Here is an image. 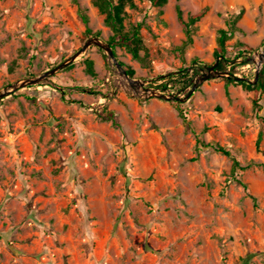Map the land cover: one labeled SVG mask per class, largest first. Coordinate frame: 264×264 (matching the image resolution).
<instances>
[{
  "label": "rangeland",
  "instance_id": "374dc122",
  "mask_svg": "<svg viewBox=\"0 0 264 264\" xmlns=\"http://www.w3.org/2000/svg\"><path fill=\"white\" fill-rule=\"evenodd\" d=\"M136 4L125 26L143 24L145 49L136 59L115 48L132 78L158 88L183 74L168 92L185 96L193 62H216L224 29L233 31L226 70L254 80L246 58L264 47V0ZM97 32L113 35L91 0H0V91L54 68ZM241 44L255 51L235 58ZM126 80L92 46L0 100V264H264V93L215 77L177 107ZM213 143L231 155L205 147Z\"/></svg>",
  "mask_w": 264,
  "mask_h": 264
},
{
  "label": "trees",
  "instance_id": "16d2710c",
  "mask_svg": "<svg viewBox=\"0 0 264 264\" xmlns=\"http://www.w3.org/2000/svg\"><path fill=\"white\" fill-rule=\"evenodd\" d=\"M151 3L153 6H164L168 3L169 0H147ZM91 3L93 6H95L101 14L104 15V22L105 24L111 28L113 35L110 36L108 42L111 44V46L115 48L116 46H121L124 47L129 53L132 54V56L136 59L140 58V51L145 49L143 38L141 35V28H142V23H138L137 25L133 26L130 30L126 29L125 26V19L128 15V8H136V0H91ZM205 12V9L201 10L199 13L196 15L192 16V20H196L197 18L201 17ZM181 14V12L179 11ZM81 20L85 24L86 29H85V34L88 36H91L92 30L89 27V16L82 12L81 13ZM233 31H227V30H221L220 36L218 39V47L215 50L214 54L216 58L219 57H224L223 59H220L218 68L221 70H226V64L224 61H230V59L227 58L226 53H227V47H226V41L230 38L232 35ZM96 35H100L99 32L96 33ZM255 50H253L250 46L246 44H241L236 48V53H235V58H239L246 53H253ZM87 71L95 76V69H94V61L93 59L86 57L84 59ZM194 64L202 65L204 66V62L195 60L193 62ZM122 65H124L123 62H121ZM186 69L180 70V72L185 71ZM127 72L130 76H134L135 71L131 68L127 69ZM170 78L167 80V82H164L159 85V88H167L169 84L172 85H178L179 82H183L185 84L186 79L183 74H178L176 78H173L175 75L174 74H169L168 75ZM162 77V76H161ZM235 83H241L246 85L250 89L257 88L259 91L264 93V66L261 68L259 72V79L256 84H250L246 81H235L232 80ZM91 91V90H90ZM94 93V91H92ZM261 99V95H259L256 100L255 104L261 108L259 101ZM175 105H180L181 102L175 101ZM177 105V107H179ZM181 110V109H180ZM181 115L183 119L185 120V113L181 112ZM261 119L264 122V114L263 116H260ZM205 147H211L215 151L226 154V155H231V153L226 150L223 146L219 144H206ZM241 168L245 169L244 166H241L240 163L237 160H234V169Z\"/></svg>",
  "mask_w": 264,
  "mask_h": 264
},
{
  "label": "water",
  "instance_id": "95a60500",
  "mask_svg": "<svg viewBox=\"0 0 264 264\" xmlns=\"http://www.w3.org/2000/svg\"><path fill=\"white\" fill-rule=\"evenodd\" d=\"M92 46L100 47L102 48L109 56L110 59L113 60V62L116 64L118 68L122 70V73L126 76V78L129 80V85L132 89L136 90L137 92L141 91L145 97H156L160 99H165L167 101H180L185 102L188 100L190 95L194 92V90L203 82L215 78V77H229L233 78L236 81H246L250 84H255L258 82L259 79V72L261 70L262 63L264 62V47L260 50L262 51L260 54L261 59V65L257 66V71L254 80L246 77V76H237L235 74H232L230 70H220L218 68L220 59H223L224 57L217 58L216 62L212 65H204L203 67L199 68V73H197L196 78L193 80V87L192 89L183 97L179 96L180 91L174 92V93H166L164 92L163 88H156V87H150L146 86L145 82L132 78L126 69L123 68V65L118 60L116 53L114 51V48L111 46V44L105 40H102L99 36H92L86 40V42L83 44L82 47H80L76 52H74L70 57L65 59L63 62L55 66L54 68L47 70L44 74L33 77V78H26L20 81H17L15 83L9 84L6 86L2 91H0V100L9 96L12 92H15L21 88H24L28 85H35L38 84L44 80H47L50 76H53L56 74L59 70L64 69L65 67L73 64L78 58L85 55L88 51V49ZM259 51V52H260ZM242 60H238V62H241ZM246 61L248 63L253 62L255 63L256 60L252 56H248L246 58Z\"/></svg>",
  "mask_w": 264,
  "mask_h": 264
},
{
  "label": "built area",
  "instance_id": "2783aa9c",
  "mask_svg": "<svg viewBox=\"0 0 264 264\" xmlns=\"http://www.w3.org/2000/svg\"><path fill=\"white\" fill-rule=\"evenodd\" d=\"M194 67H195V69L194 70H196V72H198L199 73V68L201 67L200 65H198V64H194ZM190 70H192V71H194L193 70V68H191ZM177 76H175L174 78H176ZM164 82H167V80H165L164 79ZM170 85V84H169ZM168 85V87L167 88H163L164 89V92H168V90H170V86ZM169 93V92H168ZM172 93H174V92H172Z\"/></svg>",
  "mask_w": 264,
  "mask_h": 264
},
{
  "label": "bare ground",
  "instance_id": "6f19581e",
  "mask_svg": "<svg viewBox=\"0 0 264 264\" xmlns=\"http://www.w3.org/2000/svg\"><path fill=\"white\" fill-rule=\"evenodd\" d=\"M262 51L258 52L257 54L254 55V58L256 60V65L260 66L261 65V59H260V54ZM125 84H129V80H126Z\"/></svg>",
  "mask_w": 264,
  "mask_h": 264
}]
</instances>
